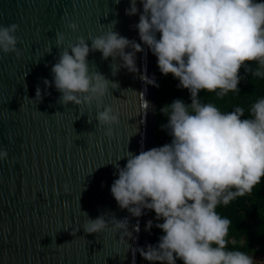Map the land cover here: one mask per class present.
I'll list each match as a JSON object with an SVG mask.
<instances>
[{"label": "clouds", "instance_id": "clouds-1", "mask_svg": "<svg viewBox=\"0 0 264 264\" xmlns=\"http://www.w3.org/2000/svg\"><path fill=\"white\" fill-rule=\"evenodd\" d=\"M139 4L138 8L137 0H129L124 10L127 16L138 15L132 27L139 42L111 27L88 40L78 36L65 47V34L55 32L60 51L50 68L51 82L42 80L44 94L51 84L63 105L94 103L96 123L111 138L120 113L105 105L103 98L117 84L90 70L87 57L99 51L101 59L113 61V75L121 67L135 73L136 53L146 46L156 57L161 75L171 74L178 81L176 87L188 91L190 103L173 99L159 108L166 118L161 127L170 142L138 154L127 151L124 166L115 165L110 193L117 206L137 218L151 210L154 216L145 222V231L155 227L162 233L155 244L136 251L148 264H177L178 260L181 264H261L248 252L230 246L231 221L216 209L250 194L264 177V96L248 106L245 116L239 105L222 112L212 103H202L198 94L201 90L216 97L238 93L239 70L249 71L246 62H255L251 75L264 79V0H139ZM66 26L73 32L78 28L74 21ZM17 31L16 23L0 25V53H13L19 59ZM41 99L37 85L30 100ZM6 158L7 150L0 148V161ZM106 216L102 212L87 218L80 227L95 234L110 226L113 233L132 237L127 216ZM133 230L138 227L133 225Z\"/></svg>", "mask_w": 264, "mask_h": 264}, {"label": "water", "instance_id": "water-1", "mask_svg": "<svg viewBox=\"0 0 264 264\" xmlns=\"http://www.w3.org/2000/svg\"><path fill=\"white\" fill-rule=\"evenodd\" d=\"M128 6L129 0H0V25H18L21 51L19 59L0 53V148L7 150L0 161V264H146L136 249L148 244L145 222L151 210L131 217L117 206L110 185L127 151L138 154L156 145V57L142 45L137 72L121 67L113 75L111 58L89 53L90 70L117 84L103 98L120 113L111 138L96 123L94 103L63 105L51 84L44 94L42 83L51 82L60 51L57 31L65 34V47L78 36L88 40L111 27L139 42L132 27L138 15H125ZM69 21L77 23V31L67 28ZM37 85L38 102L30 100ZM102 212L106 219L127 216L132 237L113 233L110 226L85 233L84 221Z\"/></svg>", "mask_w": 264, "mask_h": 264}, {"label": "trees", "instance_id": "trees-1", "mask_svg": "<svg viewBox=\"0 0 264 264\" xmlns=\"http://www.w3.org/2000/svg\"><path fill=\"white\" fill-rule=\"evenodd\" d=\"M246 63L250 65L249 71L245 72L243 67L239 70L242 78L238 84L240 90L238 93L229 92L223 97H216L214 93L201 90L198 94L200 101L212 103L222 112L231 111L234 106L239 105L245 109L244 115L247 116L248 106L257 98L264 96V79L251 75L255 62ZM177 83L178 81L173 79L171 74L161 75L158 70L155 146L168 143L171 139L167 131L161 127L166 123V118L159 113V108L171 103L173 99H182L185 103H190L188 91L177 88ZM216 210L231 221L228 235V239L232 242L230 246L248 252L254 260L264 264V177L250 194L236 198L227 206H218ZM153 216L154 213L151 211V219ZM161 234L159 229L152 227L149 243L155 244ZM177 264L181 262L178 260Z\"/></svg>", "mask_w": 264, "mask_h": 264}, {"label": "rangeland", "instance_id": "rangeland-1", "mask_svg": "<svg viewBox=\"0 0 264 264\" xmlns=\"http://www.w3.org/2000/svg\"><path fill=\"white\" fill-rule=\"evenodd\" d=\"M149 232H150V237H151V236H152V235H151V229L149 230ZM150 237H149V240H150ZM149 240H148V243H149Z\"/></svg>", "mask_w": 264, "mask_h": 264}]
</instances>
